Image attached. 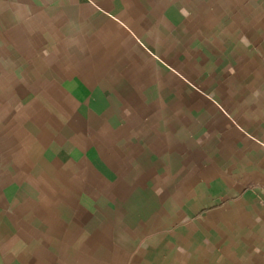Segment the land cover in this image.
<instances>
[{
	"label": "crops",
	"instance_id": "0c3cea01",
	"mask_svg": "<svg viewBox=\"0 0 264 264\" xmlns=\"http://www.w3.org/2000/svg\"><path fill=\"white\" fill-rule=\"evenodd\" d=\"M0 264H264V0H0Z\"/></svg>",
	"mask_w": 264,
	"mask_h": 264
}]
</instances>
